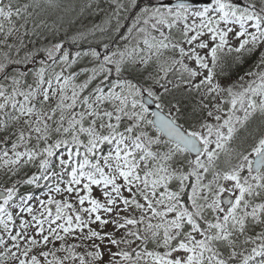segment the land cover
<instances>
[{"label": "snow or ice", "instance_id": "obj_1", "mask_svg": "<svg viewBox=\"0 0 264 264\" xmlns=\"http://www.w3.org/2000/svg\"><path fill=\"white\" fill-rule=\"evenodd\" d=\"M102 3L0 0V264H264V0Z\"/></svg>", "mask_w": 264, "mask_h": 264}, {"label": "trees", "instance_id": "obj_2", "mask_svg": "<svg viewBox=\"0 0 264 264\" xmlns=\"http://www.w3.org/2000/svg\"><path fill=\"white\" fill-rule=\"evenodd\" d=\"M29 0H20V3H28ZM97 0H57L58 7L54 9H50L47 11L44 18L47 19L48 23L51 24L54 20L62 19L64 23V30L58 32L57 35L59 37H63L65 41L68 42L67 46L71 52H75L77 50H87V48L91 46H95L99 44L102 40H105L106 37L101 35L100 33H95L94 35H89L86 39L79 40L77 44L71 43V37L76 34V31L82 27L81 21L83 24L91 27L93 23H101L102 14L95 10V5ZM107 3V0H104V3L101 4V7H104ZM85 4H92L93 8L85 9L83 16L80 15L81 9L84 8ZM31 11V9H30ZM72 21V24L69 25L67 22ZM127 24L131 23V18L129 17L126 21ZM31 27V24H29ZM45 41L40 40L39 44H44ZM123 43V41H121ZM103 51V49H99ZM81 66H86L84 61H81ZM73 69H76V66H73ZM82 79V77H81ZM105 150H107V145L104 146ZM63 151V149L61 150ZM47 182H41V188L36 190V196L43 195L48 192V188L43 185ZM23 191V189H22Z\"/></svg>", "mask_w": 264, "mask_h": 264}, {"label": "rangeland", "instance_id": "obj_3", "mask_svg": "<svg viewBox=\"0 0 264 264\" xmlns=\"http://www.w3.org/2000/svg\"><path fill=\"white\" fill-rule=\"evenodd\" d=\"M94 194H95V191H94ZM232 194V193H231ZM47 195H48V192H46L44 195H42V196H39V197H37V200H39V199H41V198H46L47 197ZM57 198H59V195L57 194ZM30 218V217H29ZM59 246V242H57V247ZM49 247H51V245L49 246ZM113 250H115V249H113ZM61 256L63 255V253H59Z\"/></svg>", "mask_w": 264, "mask_h": 264}, {"label": "water", "instance_id": "obj_4", "mask_svg": "<svg viewBox=\"0 0 264 264\" xmlns=\"http://www.w3.org/2000/svg\"><path fill=\"white\" fill-rule=\"evenodd\" d=\"M173 3L175 2V1H172ZM202 2H204V0H198V4L199 3H202ZM153 109H155V106L153 105ZM225 199H227V198H225Z\"/></svg>", "mask_w": 264, "mask_h": 264}]
</instances>
